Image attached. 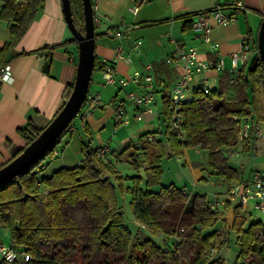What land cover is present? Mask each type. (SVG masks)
Segmentation results:
<instances>
[{
    "label": "trees",
    "instance_id": "1",
    "mask_svg": "<svg viewBox=\"0 0 264 264\" xmlns=\"http://www.w3.org/2000/svg\"><path fill=\"white\" fill-rule=\"evenodd\" d=\"M2 2L0 19L13 21V39L0 49V66L7 61L8 53L44 0ZM70 6L75 27L84 33L82 0H70ZM71 40L77 44L74 37ZM254 48L255 56L234 76L223 73L218 85L208 93L199 87L193 90L181 107L183 120L178 127L170 123L172 111L167 93L162 96L163 116L168 122V156H180L187 147L207 149L209 167L227 184L243 180L238 168L229 163L227 153L239 146V121L249 118L254 129L258 121L264 120V103L260 99L264 71L257 39ZM95 62L94 55L93 68ZM72 87L73 84L65 88L64 102ZM49 122L39 127L29 117L18 127L25 146ZM72 124L73 120L40 159L0 185V225L9 230L11 246L30 255L29 260L14 264H224V259L211 254L218 253L229 241V230H209L221 217L219 209H210L205 195L187 193L173 183L151 189V184L160 179V160L165 155L163 141L154 139L153 133L141 137V160L135 154L127 156L136 168H144L143 184L141 176L135 175L124 178L132 181L131 186L124 188L116 166L111 160L100 159L99 147L92 148L89 140L82 143L81 161L76 166L62 167L50 176L41 175L49 162L47 158ZM119 158L123 160L121 155ZM39 186L47 191L40 192ZM124 191L131 195L129 204L137 222L154 235L162 234L164 244H158L149 235L133 240L118 201V192ZM244 222L235 208L230 226L239 244L235 264H264V221H252L245 227ZM0 264L4 262L0 260Z\"/></svg>",
    "mask_w": 264,
    "mask_h": 264
},
{
    "label": "crops",
    "instance_id": "2",
    "mask_svg": "<svg viewBox=\"0 0 264 264\" xmlns=\"http://www.w3.org/2000/svg\"><path fill=\"white\" fill-rule=\"evenodd\" d=\"M133 1L92 0L93 13L97 17L94 21L96 62L88 92L99 93L102 102L84 117L76 116L81 123L73 122L69 127L58 148L47 158L46 161L49 162L41 175L50 176L62 167H74L80 163L81 146L84 141L89 140L94 149L107 145L108 154L98 157L103 161H112V158H115L117 163L125 166L124 170L127 171L137 169L127 159L128 155L135 154L140 160L143 158V151L140 149L143 135L153 133L154 139L162 140L163 144L166 143L168 122L163 116L162 96L168 93L179 79L182 69L167 63L165 57L176 46L194 47L198 58L204 61L214 60L215 57H220L223 61L222 68L193 74L186 99L192 96L202 76H206L210 88H214L218 85L223 73L229 72L234 76L242 65L245 62L249 63L256 54L254 43L264 16V0H240L243 4L241 9L230 6L237 0H144L136 12H131L129 6L133 4ZM2 4L0 0V8ZM214 7H220L226 13H233L234 20L228 24H216L210 17L212 27L209 40L206 41L193 28L192 23L201 13L210 11ZM12 24V20L0 19V49L6 42L13 39ZM111 26L122 30L121 38H112L104 34L105 30ZM72 37L64 18L61 0H44L35 18L8 53L7 62L11 66L12 80L0 84V166L9 161L13 154L26 144L25 139L17 132L18 127L24 125L29 117L35 125L44 126L63 104V92L68 85L74 83L76 75L77 44L71 40ZM137 39L142 41L139 53H136L133 48L134 41ZM245 42L249 45L247 58L244 61L239 59L237 67H233L231 53L243 48ZM118 43L123 47V56L113 63L114 77L117 80L128 78L134 71H143L148 63L152 65L150 73L154 77V108L152 112L143 113L139 120L135 118V113L140 109L126 97V93L140 94L142 90L140 84L129 82L125 86H120L117 85L118 83L106 84L103 80V60L114 56ZM45 62H48L47 71L43 70ZM111 86L115 88V91ZM124 87L126 91L122 94L121 90ZM108 98L109 102L114 101L125 107L130 118L128 123L114 122L115 106L104 105V99ZM107 119L111 121L112 134L121 131L116 142V149L111 146L112 135L109 136L111 132L108 135L105 134L109 130L105 123ZM145 126H150L151 129L143 130ZM254 130H257L259 134L256 135L254 131L251 138L242 141L240 149L249 150L254 146V152L257 154V143L262 134L257 124L254 125ZM129 137L136 138L137 142L135 140V142L131 140L126 142ZM166 144L168 146V143ZM260 146L264 147V142ZM195 148L200 154L201 161L196 165L189 164L193 186L200 179L209 184L212 183L209 181L210 178L218 177L219 180H224L209 167L208 150ZM184 149L181 154L186 157ZM120 155L123 160L119 158ZM256 163L254 169L246 176L239 171L242 181L251 179L255 171L264 169V161ZM240 165L242 164L232 166H238L239 170ZM137 170L139 174L133 175L141 176L142 183H145L144 168L140 167ZM117 171L122 177L123 169L117 168ZM218 179L213 181L215 186H218ZM152 184L150 187L154 189ZM178 187L182 188V186ZM42 191L46 192L47 189L42 188ZM187 193L195 192L187 191ZM197 193L206 196V193ZM206 199L210 200L207 197ZM249 208L253 207L249 205L241 209L243 211L239 210V214L245 221V214ZM220 211L222 218L231 226L234 209L227 206ZM260 212L262 217L258 220L264 221V211Z\"/></svg>",
    "mask_w": 264,
    "mask_h": 264
},
{
    "label": "built area",
    "instance_id": "3",
    "mask_svg": "<svg viewBox=\"0 0 264 264\" xmlns=\"http://www.w3.org/2000/svg\"><path fill=\"white\" fill-rule=\"evenodd\" d=\"M27 0H24L26 2ZM144 0H134L133 4L129 6L131 12H136L140 3ZM231 7L235 9H241L243 4L240 0L231 3ZM210 17L216 24H228L234 20L233 13H226L220 7H214L210 11L201 13L198 18L193 21V28L203 37L206 41L209 40V32L211 30ZM97 17L94 15V21ZM104 34L112 38H121L123 33L119 27H108ZM142 41L137 39L134 41L133 48L136 53L140 52V46ZM216 45L214 44V47ZM248 43L245 42L243 48L231 53L232 66L237 67V61L240 59L244 61L247 58ZM123 56V47L118 43L115 47V54L110 59L103 60V80L106 84L118 83L120 86H125L129 82L138 83L142 87L140 94L127 92L126 97L131 100L140 111L135 113L136 119H141L143 113H149L154 108V77L150 73L152 65L148 63L143 71H134L128 78L116 79L114 77L113 63ZM165 61L169 64H174L177 67H181L179 79L168 90V97L170 100L171 114V126L178 127L183 120L181 107L186 101L187 91L189 90V84L191 77L195 73H200L205 70L219 69L223 67V61L220 57H215L214 60L204 61L198 58L197 51L194 47H184L178 45L173 48L165 57ZM12 80V70L9 62H4L0 66V84L3 82H10ZM198 87L205 93L211 89L209 86V80L206 76H202L198 81ZM101 97L99 93L90 94L87 93L80 111L77 116L84 117L91 109L101 104ZM104 105H114L113 120L115 123H128L130 118L126 112L125 107L120 103L110 101L104 103ZM84 106V109H83ZM259 134L257 130L253 129L252 122L249 118H243L238 123V140L242 141L251 138L252 133ZM151 137V136H149ZM237 148H230L228 154L234 155L237 153ZM109 148L107 145H103L97 149L98 156L103 157L107 155ZM225 185V191L223 195H215L208 201V207L212 210H218L220 207L230 206L233 209H243L247 206H252L255 209L264 211V172L263 170H257L253 173L251 179L247 181H234L227 184L224 180H219V185ZM0 258L4 264H14L16 261L29 260L30 255L25 250H20L11 245H5L0 243ZM245 264V263H236Z\"/></svg>",
    "mask_w": 264,
    "mask_h": 264
},
{
    "label": "rangeland",
    "instance_id": "4",
    "mask_svg": "<svg viewBox=\"0 0 264 264\" xmlns=\"http://www.w3.org/2000/svg\"><path fill=\"white\" fill-rule=\"evenodd\" d=\"M117 85H120V84H117ZM114 91H115V88H114ZM121 91L123 92L122 94H125V91H126L125 87ZM260 91H261L260 99L263 102L264 101V88L262 86H260ZM104 100H105L104 103L109 102V98L104 99ZM83 109H84V106H83ZM73 122L76 124L81 123V121L76 119V117L73 118ZM105 123H106L107 129H109L105 134L108 135V133L111 132L110 129L112 128L111 126L112 124H111L110 119H107ZM257 126L260 129V133L262 134V136L258 139L259 143H257L258 144L257 154L254 152V146H252L249 150H241L240 149V146L242 143L241 142L239 143V146H237V153H235L234 155L229 154L228 156V161L230 164L232 165L242 164L239 166V171L244 176H246L248 172L254 169L255 167L254 165L257 164L256 162L264 161V147L260 146V144L264 142V120L258 121ZM148 128L151 129L150 126H145L143 127V130H147ZM120 132L121 131L115 134H112V132L109 133V136L112 135L110 138H112L111 146L113 147V149L114 148L116 149V142H117V139L119 138ZM129 140H131L132 142H135L137 139L134 137H132L131 139V137H129V139H127L126 142H129ZM166 143H164L165 155H163L160 160V166L162 170L160 174V181L152 184V187L154 189H159L162 184H168L170 182H173L177 186H182V188L185 191L187 190L189 192L206 193V197L208 199L209 198L211 199V197L216 193H218V195H223V192L225 191V185L223 186L219 185L218 177H214L215 180L213 178H210L209 181H212L211 184L204 183L203 179H200L197 181V184L193 186V177L191 175L192 173L190 171L189 164L192 163L196 165L197 163L201 161V157L199 156L200 154L196 152L195 147H187L184 149L185 155L187 157L186 159V157L182 156V154L179 157L178 155L168 156L167 153L170 152V149ZM127 144L128 143H126V145ZM112 164L116 166L118 169H123V172H124V174L122 175L123 187L125 188L126 186H131L132 181L129 179H124V178L135 176L133 174H139L137 170L138 168L132 169L130 171L124 170L125 166L123 165L120 166V163H117L115 158H112ZM236 167L238 168V166ZM263 172H264V169H263ZM217 179H218V182H217L218 186H215L214 182ZM39 191L42 192L41 186H39ZM130 199H131L130 193L126 191L122 193L118 192V201L120 205L122 206L121 210L123 213L124 222L126 226L129 228V230L132 232L133 240L144 239L149 235L158 244H164L166 240L162 234L154 235L150 233L146 229V227L142 226V224L137 222L130 208V204H129ZM221 209L223 208H220L219 211ZM245 215H246V221L244 222V227L247 226L250 222L256 221L262 217V213L253 208L247 209V212ZM222 217L223 216H221L220 219L213 226V228L211 227L209 230H213V229L229 230V241L226 245H224L221 248V250L218 251V253L215 254V252H212L211 254L213 255V257L220 256L222 259H224V264H235L236 256L239 251V244L236 242V232L235 230L230 229L228 222L225 221ZM1 242H3L5 245L12 244L10 232L7 229V227H5L4 225H0V243Z\"/></svg>",
    "mask_w": 264,
    "mask_h": 264
},
{
    "label": "water",
    "instance_id": "5",
    "mask_svg": "<svg viewBox=\"0 0 264 264\" xmlns=\"http://www.w3.org/2000/svg\"><path fill=\"white\" fill-rule=\"evenodd\" d=\"M61 4L65 21L77 42L76 75L72 90L61 109L45 128L19 154L0 167V185L21 174L43 156L61 136L67 125L77 116L88 93L95 55V24L92 0H82L84 33L79 31L73 23L70 0H61ZM257 47L264 71V16L258 31ZM43 70H48V62H45Z\"/></svg>",
    "mask_w": 264,
    "mask_h": 264
}]
</instances>
